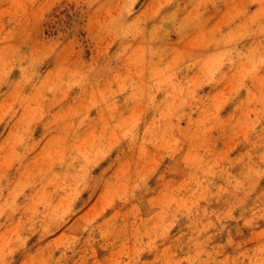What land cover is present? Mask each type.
Listing matches in <instances>:
<instances>
[{
  "label": "rangeland",
  "instance_id": "374dc122",
  "mask_svg": "<svg viewBox=\"0 0 264 264\" xmlns=\"http://www.w3.org/2000/svg\"><path fill=\"white\" fill-rule=\"evenodd\" d=\"M0 264H264V0H0Z\"/></svg>",
  "mask_w": 264,
  "mask_h": 264
},
{
  "label": "bare ground",
  "instance_id": "6f19581e",
  "mask_svg": "<svg viewBox=\"0 0 264 264\" xmlns=\"http://www.w3.org/2000/svg\"><path fill=\"white\" fill-rule=\"evenodd\" d=\"M202 56H206V54H203Z\"/></svg>",
  "mask_w": 264,
  "mask_h": 264
}]
</instances>
